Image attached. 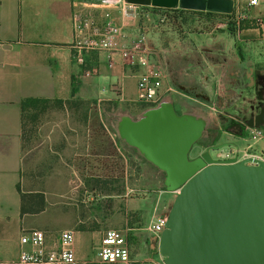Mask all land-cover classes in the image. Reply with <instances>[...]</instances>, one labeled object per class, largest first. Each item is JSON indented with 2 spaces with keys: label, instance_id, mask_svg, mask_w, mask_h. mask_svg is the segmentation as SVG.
Listing matches in <instances>:
<instances>
[{
  "label": "crops",
  "instance_id": "1",
  "mask_svg": "<svg viewBox=\"0 0 264 264\" xmlns=\"http://www.w3.org/2000/svg\"><path fill=\"white\" fill-rule=\"evenodd\" d=\"M244 4L250 7V15L261 19L259 26L246 27L248 33H253L246 37L240 33L242 27L230 31L229 22H225L235 6ZM84 6L92 9L88 25V30L93 32L90 36H99L96 31L103 25L106 9L120 25L122 41L143 38L150 44L149 59H159L166 71L159 89L162 100L171 102L178 110L191 111L201 117L206 129L211 131V142L216 148H222L218 144L221 137H226L235 142L246 141L243 145L231 143L232 154L229 155L239 147L242 156L237 158L257 152L245 150L253 139L247 137L248 125L242 122L237 125V118L245 119L250 110L253 65L247 64L246 50L250 39L264 38V0L253 3L233 0L229 12L177 4L162 6L131 1L122 4L121 0ZM73 9L71 0H0V259L14 257L20 249L28 247L27 243L20 242L19 235L23 227L33 222L31 213L43 215L46 224L57 219L55 224L69 228L76 255L95 253L94 244L103 228L96 223H83L85 196L79 201L73 197L85 179V172L80 168L88 164L85 158L93 152L89 148H95L100 140L98 126L92 124L89 129L88 120L99 125L103 103L118 104L112 118L114 130L103 129L109 141L115 144L113 134L118 133V117L123 113L135 116L149 106L138 98L136 88V72L142 66L120 64L116 49L78 45L70 24ZM109 56L113 63H108ZM23 96L62 100L37 113L50 112V115L38 122L39 139L34 147L53 151L61 148L62 151L55 155L60 160L57 167L34 174L43 186L39 183L27 188L19 185L18 189L26 138V132L22 138L21 127L20 99ZM78 104H83L82 110H78L81 106ZM35 109L30 107V110ZM75 110L84 122L81 132L76 127L79 117L75 119ZM76 155L84 159V164L83 161L80 165L74 164ZM35 190L43 194L42 207L21 211L20 191ZM128 190L129 187H125L122 192L126 207L130 198ZM113 210L116 212L115 206ZM130 227L127 228L130 255L135 258L151 253V244L145 250L132 251Z\"/></svg>",
  "mask_w": 264,
  "mask_h": 264
},
{
  "label": "water",
  "instance_id": "2",
  "mask_svg": "<svg viewBox=\"0 0 264 264\" xmlns=\"http://www.w3.org/2000/svg\"><path fill=\"white\" fill-rule=\"evenodd\" d=\"M229 12L233 0H126ZM204 120L161 100L137 115L121 114L117 131L165 170L164 185L177 191L156 239L167 264H261L264 260V160L188 157ZM247 125H263L264 101ZM216 148V147H215ZM208 157L206 151L203 152ZM211 159V158H210Z\"/></svg>",
  "mask_w": 264,
  "mask_h": 264
},
{
  "label": "rangeland",
  "instance_id": "3",
  "mask_svg": "<svg viewBox=\"0 0 264 264\" xmlns=\"http://www.w3.org/2000/svg\"><path fill=\"white\" fill-rule=\"evenodd\" d=\"M236 9L240 13V16L237 19L236 25L234 22L233 28L238 30L239 27H242L243 30L240 31V33L245 37L250 36L253 33L252 31L248 33L249 28L246 27L250 25L259 26L261 19L259 20V16L257 15H250V7L248 8L245 4ZM256 33L258 35L259 32ZM250 43L249 48L246 50L249 56H247L246 61L249 66L253 65L250 83L253 85L252 91L254 90V92H257L256 89L258 85L257 80H255V74L259 72L264 76V38L256 37L250 39ZM50 104L53 105L54 103L51 102ZM77 108H79L78 110H82L83 104ZM118 108V104H112V102L109 101L104 102L101 109V120L99 121V125H97V122L94 120H88L89 129L92 124L98 126L97 130L100 133V140L99 142L97 140V146L95 145V148H89L93 152L85 158L86 162H88L86 167H79L85 172V179L83 180V185L78 187V191L73 193V197L75 200L79 201L81 196H85L82 206V212H84L85 215L82 218L85 225L96 223L100 225L101 229L106 226H131L128 230L132 251L145 250L150 244V248L154 249L156 239L153 237L152 233L144 227L145 222L152 212L153 203H157L158 208L156 212L168 209L176 190L166 188L156 166L152 165L144 155L137 152L120 134H113L115 137V144L112 143L111 139L109 141L108 134L103 131L106 130V128L110 131L114 130V128H112L114 124L112 118H114L113 113ZM53 110L55 109L53 108ZM74 112L75 119H77L79 117L76 113L77 111L75 110ZM48 115H50V112L47 114L40 112L36 117L29 118L27 115L25 117L26 138L22 148L21 178L19 183L23 188L38 185L40 180H38L34 174L39 170L44 172V169L50 170L53 166L57 167V163L60 161L55 155L57 156V154L62 151L60 150L61 148H55V151L51 148L49 150L46 148H34L35 143L39 139L36 130L38 122L41 121L42 118L48 117ZM75 123L76 127L80 128L79 130L81 132L84 122H82L79 117ZM206 128L207 125L205 122L202 133L199 136L201 137L200 140H202V146L204 145L203 143H210L212 140L210 135L211 131ZM97 139H99V136ZM245 142L246 141L235 142L226 137H221L218 145L222 147V156H229V154H225V152L229 150V145L231 143L243 145ZM116 146L117 148H115ZM215 147L217 146L210 148L211 155L216 154L217 148L215 149ZM199 148H201V145L199 146L195 143L188 153L193 154ZM245 150L247 152L252 150L264 153V135L253 139L250 146L245 148ZM46 153L48 154L45 155ZM237 156H242L241 147L237 150ZM83 160L77 158L76 155L74 157V164L80 165ZM70 174H72L71 170ZM39 184L42 186L44 185L43 183ZM125 187H129L127 196L130 198H128L126 203L129 208L124 205V198L122 196ZM115 190H117L116 195L114 194ZM66 194L65 192L64 198ZM114 206L116 207V212H113ZM125 211H127L126 215ZM31 214H33L32 216H34V219L28 226L33 225L43 228L46 232L47 240L51 241L56 235V232L61 228V226L54 222L57 219H52L50 224H46L44 223L45 218L43 215L39 216L36 215V213ZM58 220H60V218H58ZM88 250H90V248H88ZM145 253L146 252H143V254ZM149 254L150 253H146V255Z\"/></svg>",
  "mask_w": 264,
  "mask_h": 264
},
{
  "label": "built area",
  "instance_id": "4",
  "mask_svg": "<svg viewBox=\"0 0 264 264\" xmlns=\"http://www.w3.org/2000/svg\"><path fill=\"white\" fill-rule=\"evenodd\" d=\"M74 4L70 16V24L74 37L78 45H91L97 47H107L111 50L116 49L119 54L120 64L137 63L142 66L136 72V88L138 98L145 101L148 105H153L162 100L160 86L166 75L163 62L157 58L149 59L148 53L151 49L143 38H133L128 41H122L121 27L116 24L109 16L108 10L103 13L106 18L103 25L96 31L99 36L89 35L92 31L88 30L89 21L92 16V9L84 6L88 3L90 6L104 5L117 0H71ZM253 3L256 0H247ZM126 0H121L123 4ZM237 7L229 13L225 22L233 21L236 25L240 13ZM232 14V15H231ZM93 33V32H92ZM78 54V51H77ZM80 59V55L78 54ZM108 63H113L112 56H109ZM169 86L167 85L166 88ZM248 138L256 139L264 135L262 125H248ZM222 149L217 148L216 155L222 156ZM232 154L229 148L225 154ZM237 152L233 155L237 158ZM230 156V155H229ZM251 161L264 160L263 152H252L247 157ZM177 188H172L176 190ZM159 206V205H158ZM157 203H153L145 228L154 236H158L165 225V215L168 209L157 210ZM127 225L124 227L107 226L100 232L98 241L94 244L95 253L90 256H78L73 249V234L69 228H60L51 241L47 240L46 232L38 226H25L22 228L19 240L27 243L28 247L19 250L16 256L0 259V264H167L164 253L155 245L153 253L141 257H132L130 255L129 239L127 236ZM261 264H264V260Z\"/></svg>",
  "mask_w": 264,
  "mask_h": 264
},
{
  "label": "trees",
  "instance_id": "5",
  "mask_svg": "<svg viewBox=\"0 0 264 264\" xmlns=\"http://www.w3.org/2000/svg\"><path fill=\"white\" fill-rule=\"evenodd\" d=\"M232 24V25H231ZM229 29L232 31L233 21H229ZM62 101L60 98H48V97H35V96H23L20 99L21 113V127L22 138L26 132V115L29 118H33L39 111L45 109L51 102L58 103ZM65 101H68L67 99ZM30 107L36 108L30 110ZM19 189V184H18ZM43 194L40 190L35 191H20V210L21 211H35L42 207Z\"/></svg>",
  "mask_w": 264,
  "mask_h": 264
},
{
  "label": "flooded vegetation",
  "instance_id": "6",
  "mask_svg": "<svg viewBox=\"0 0 264 264\" xmlns=\"http://www.w3.org/2000/svg\"><path fill=\"white\" fill-rule=\"evenodd\" d=\"M252 76V75H251ZM255 76H256V79L255 80H257V85H258V87H257V89H256V91L257 92H254V90H253V92H252V99H251V105H250V110H248L247 111V114H246V117H245V119H242V118H237V125L240 123V122H242V123H246V120H247V118H248V116L251 114V112H254L258 107H259V105L264 101V76H263V74L262 73H259V72H256V74H255ZM253 86V85H252ZM256 100H259V101H256ZM161 101V100H160ZM166 101V100H165ZM171 103V102H170ZM172 104V103H171ZM172 106L174 107V105L172 104ZM174 109L176 110V111H187V110H178V109H176L175 107H174ZM241 120V121H240ZM200 138L201 137H198L195 141H193L192 142V144L189 146V148H188V151H187V156L188 157H196V156H198L199 157V159L201 160V161H203V162H208V161H210V160H222V159H220V158H223L224 156H220V155H211V153H210V148L211 147H213L214 146V144L212 143V142H210V143H203L204 145L202 146V140H200ZM198 144L199 146L201 145V148H199L198 150H196L193 154H189L188 152L190 151V149H191V147L194 145V144ZM133 146V145H132ZM133 148L137 151V152H139V153H141L135 146H133ZM216 149V148H215ZM204 151H206V154H207V156L208 157H205L204 155H203V152ZM142 154V153H141ZM143 155V154H142ZM146 158V157H145ZM211 158V159H210ZM147 159V158H146ZM235 159H236V157H235ZM246 160H249V158H247ZM148 161L152 164V165H154V166H156V168H157V171L161 174V180H162V182H163V184H164V176H165V170L162 168V167H160V166H158L157 164H155V163H153L152 161H150L149 159H148Z\"/></svg>",
  "mask_w": 264,
  "mask_h": 264
}]
</instances>
